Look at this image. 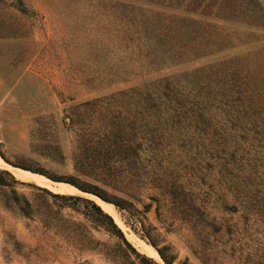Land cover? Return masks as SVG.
I'll return each instance as SVG.
<instances>
[{
	"label": "trees",
	"instance_id": "trees-1",
	"mask_svg": "<svg viewBox=\"0 0 264 264\" xmlns=\"http://www.w3.org/2000/svg\"><path fill=\"white\" fill-rule=\"evenodd\" d=\"M11 5L23 8L25 0ZM112 6V25L102 30L116 38L124 66L109 74L142 82L84 103L106 107L99 128L78 134L73 175L52 177L27 165L18 169L114 203L127 212L126 224L156 247L166 264H175L152 238L146 214L153 204L159 217L195 231L208 215L198 186L214 178L264 222V48L174 75L146 76L218 58L254 41L244 35L259 40L264 0H112ZM51 159L66 157L55 151ZM42 190L59 199L85 200ZM90 202L108 220L109 230L131 247L113 217Z\"/></svg>",
	"mask_w": 264,
	"mask_h": 264
},
{
	"label": "rangeland",
	"instance_id": "rangeland-1",
	"mask_svg": "<svg viewBox=\"0 0 264 264\" xmlns=\"http://www.w3.org/2000/svg\"><path fill=\"white\" fill-rule=\"evenodd\" d=\"M12 1L0 4V264H166L156 247L126 224L127 212L114 203L104 206L94 194L71 193L72 184L55 183L45 174L34 172L43 183L27 181L21 177L24 170L18 169L27 165L52 177L73 175L78 134L99 128L106 107L105 103H84L142 82L133 77L123 82L109 74L124 66L116 38L103 35L102 30L112 25V0H25L23 8L11 5ZM257 32L259 40L244 35V40L254 41L218 58L146 78L259 52L264 48V29ZM123 117L131 121L129 115ZM55 151L66 159H51ZM49 181L51 185H45ZM60 185L65 191L53 188ZM42 189L85 200L55 198ZM197 191L208 215L195 231L159 217L156 204L147 212L158 247L175 258V264H264L261 217L245 210L243 199H235L223 181L208 179ZM90 201L113 217L131 247L109 230L108 220ZM135 206L144 210L139 202Z\"/></svg>",
	"mask_w": 264,
	"mask_h": 264
},
{
	"label": "bare ground",
	"instance_id": "bare-ground-1",
	"mask_svg": "<svg viewBox=\"0 0 264 264\" xmlns=\"http://www.w3.org/2000/svg\"><path fill=\"white\" fill-rule=\"evenodd\" d=\"M10 169H11V167H10ZM22 173H23V174H21V177L24 178V179L27 180V181L43 183L42 180L40 179L41 176H39V175H36V174H33V173H29V172H26V171H22ZM50 183H52V182L49 181V182L46 183L45 185H51ZM52 185H53V184H52ZM68 187H70V186H68ZM71 187H72V186H71ZM71 187H70V188H71ZM53 188H54L56 191H59V192H63V191H65V188H64L62 185H60L59 188H58V187H54V186H53ZM70 188H69V190H70ZM70 192H71V193H76V194H81V195L91 196V195H88V194H83L82 192H79V190L77 191V190H75L74 188H71ZM95 199L97 200V202H98L100 205H104V206L112 205V204H108V203H106L105 201H102V200L99 199V198H95Z\"/></svg>",
	"mask_w": 264,
	"mask_h": 264
}]
</instances>
